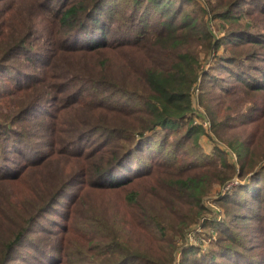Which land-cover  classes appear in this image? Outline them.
<instances>
[{"label":"trees","instance_id":"trees-1","mask_svg":"<svg viewBox=\"0 0 264 264\" xmlns=\"http://www.w3.org/2000/svg\"><path fill=\"white\" fill-rule=\"evenodd\" d=\"M245 1L0 0V264L28 249L40 264H176L180 249L178 264H264V101L247 103L264 100V0ZM198 80L224 145L211 153ZM234 175L223 219L202 223L210 247L187 242ZM62 198L76 262L32 233Z\"/></svg>","mask_w":264,"mask_h":264},{"label":"rangeland","instance_id":"rangeland-1","mask_svg":"<svg viewBox=\"0 0 264 264\" xmlns=\"http://www.w3.org/2000/svg\"><path fill=\"white\" fill-rule=\"evenodd\" d=\"M203 5H205V3H203ZM247 5H251V0H246L245 2H242L243 8ZM252 8H254V6H252ZM8 14L9 13H7V16H6L7 18H9ZM260 14L256 15V20H257V23H259L261 27H264V15H260ZM205 18H208V15L205 16ZM9 19L11 20V22H13V20L11 18H9ZM16 22H17V20H16ZM4 25H6V24H4ZM209 27L213 30H216L215 20L209 21ZM208 66H210L209 60L202 62V68L203 69L207 68ZM27 72L30 73V68L28 69ZM38 72H39V70L37 71V73ZM6 86H7V83L3 87L6 88ZM201 91H202L201 82H199V80H198V82L196 83L195 88L193 90V93H192V103H193V109L195 111V112H193V114H194L195 121L198 122L199 124H201L202 129L206 132V134L203 133L200 136V139H199L200 146L203 150H205V152L211 153L213 151L214 143H216V142L219 143L221 145V147H223L224 145L221 144V142L219 141L220 139H219L218 135L215 133V131H213L211 116L209 115L205 105L201 101V95H200ZM263 101H264L263 99L257 98L254 101L249 100L247 103L248 104H250V103L254 104L255 103L257 105H262ZM231 103H237V102H234L233 100H230V99H225L224 105H223V110L225 109V107L228 104H231ZM263 141H264V139H263ZM229 157L235 162V165L237 166V162H238L237 156H235L232 152H229ZM236 181H240V180H239L237 175H234V177L231 178L229 181H227L223 186L216 185L215 189L212 190V192L209 194V196L202 201L206 210H204L202 216L199 217L198 223L196 225H193V227H192L193 230L197 231L196 233H190L192 238H193V242H192L193 244L199 243V238H202V240H204V241L201 243H204L206 248L210 247V243H209L210 240L208 237L205 236L209 227L207 225L202 226V223L206 219H208V220L209 219H215V218H216V220H222L223 219V217H224L223 211L225 210L224 208L228 204L223 203V201H221L219 199H220L221 195H223L224 193H226L227 190H229V188L231 187L232 184L236 183ZM73 190H74V188H73ZM91 199L93 201H96L93 197ZM99 199H97L96 202H99ZM67 204H68L67 200L65 198H62V203L54 204L50 209L46 210L42 214V216L40 217L39 221L33 226L32 233L39 240H47L48 237L58 239L60 241V248H59V251H57V252H59L61 255H66L68 260L76 262L83 257V255H84L83 249L86 247V245H84L83 242L76 237L68 238L66 236H63V231H62L61 226L63 225L64 220L61 217V214L63 213L62 210L64 208H66ZM60 205H63V207H59ZM83 207L84 206H82V205H78L76 207V213L78 215H82L81 211L85 212V209ZM182 212L183 211H181V213ZM76 219L77 218L74 217V220H76ZM251 222H253V221H251ZM243 224L244 223L241 221V222H238L237 225L242 227ZM249 224H254V222L249 223ZM47 228L49 230H51L52 234H44L45 229H47ZM242 233L246 234L247 231H242ZM247 238H251V237L247 236ZM261 238H262V235L255 237L254 242L259 244V240ZM187 242H190V241H187ZM180 243H182V242L180 240H178V245ZM182 244H184V243H182ZM88 246H91V245H88ZM53 249L55 250V248H53ZM23 255L26 258L23 259L22 261L20 260V264H40L39 261L35 257H33V256H35L34 250L28 249V252H26V253L24 252ZM87 256H89L88 252H87ZM180 257H181V249L178 250V252L176 253V260H175L176 264L179 263ZM84 264H93V263L87 262Z\"/></svg>","mask_w":264,"mask_h":264},{"label":"built area","instance_id":"built-area-1","mask_svg":"<svg viewBox=\"0 0 264 264\" xmlns=\"http://www.w3.org/2000/svg\"><path fill=\"white\" fill-rule=\"evenodd\" d=\"M187 241L193 242V238H192L191 234L187 235Z\"/></svg>","mask_w":264,"mask_h":264}]
</instances>
